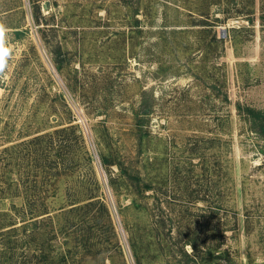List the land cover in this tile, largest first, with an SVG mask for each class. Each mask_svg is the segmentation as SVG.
Masks as SVG:
<instances>
[{"label":"rangeland","instance_id":"obj_1","mask_svg":"<svg viewBox=\"0 0 264 264\" xmlns=\"http://www.w3.org/2000/svg\"><path fill=\"white\" fill-rule=\"evenodd\" d=\"M262 118L264 0H0V264H264Z\"/></svg>","mask_w":264,"mask_h":264},{"label":"trees","instance_id":"obj_2","mask_svg":"<svg viewBox=\"0 0 264 264\" xmlns=\"http://www.w3.org/2000/svg\"><path fill=\"white\" fill-rule=\"evenodd\" d=\"M210 11L211 10L208 8V10L201 12L200 15L202 17L209 18L210 17ZM205 26H206V24H205ZM215 42L218 43V44L221 43V41H219L217 39V36H215ZM262 122H264V118H262ZM261 126H262V133L264 134V124L262 123ZM71 130H72V132L75 131V129L72 128V127L60 128V129H58L56 131V135H57L58 138L54 139V141L58 139L57 140V142H58V153H59V156H60V159H61V164H64V161L67 158V155L69 153L68 149L72 148V146H73V144H71L72 138L69 135V132ZM46 136H48V135L40 136V137H38V138H36L34 140H40L41 138H44ZM34 140H31L29 143H32ZM93 199H95V198H90L89 200H87V202H85L86 204H83L82 206H75V207L71 208L69 211L73 212V211H77V210H82V209L90 207V206H95V203H97V202H94ZM100 204H102V203H100ZM74 205L75 204H72V206H74ZM102 205H104V204H102ZM48 213L49 212H45L43 214V216L47 215ZM46 220H48L47 221L48 225L51 226L53 228V231L55 232V226H54V223H53L54 221H53L52 216H47ZM46 220H45V218H43V221H41V223H47ZM13 226H15V225H13ZM15 232H16V230H15ZM8 234L9 235L11 234V232H9V230L6 231V232H3V230L0 231V235L2 236V238L7 236ZM5 244H6V242H5ZM66 244H67V240H65V245ZM194 248H195V254L193 256L197 257L196 252L198 250V247L194 246ZM38 259L43 260V261H45L47 263L50 260V261H53L54 264H69V261H70L69 259H72L71 249L69 248L67 251L62 252L58 256L52 255L51 253L46 254L45 252H43L42 255H39Z\"/></svg>","mask_w":264,"mask_h":264},{"label":"water","instance_id":"obj_3","mask_svg":"<svg viewBox=\"0 0 264 264\" xmlns=\"http://www.w3.org/2000/svg\"><path fill=\"white\" fill-rule=\"evenodd\" d=\"M221 34H222V37H224V36H225V34H226V30H225V29H222V32H221Z\"/></svg>","mask_w":264,"mask_h":264}]
</instances>
